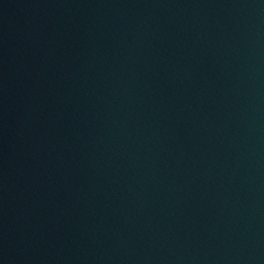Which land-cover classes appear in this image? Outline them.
Instances as JSON below:
<instances>
[{
  "label": "water",
  "instance_id": "95a60500",
  "mask_svg": "<svg viewBox=\"0 0 264 264\" xmlns=\"http://www.w3.org/2000/svg\"><path fill=\"white\" fill-rule=\"evenodd\" d=\"M0 264H264V0H0Z\"/></svg>",
  "mask_w": 264,
  "mask_h": 264
}]
</instances>
